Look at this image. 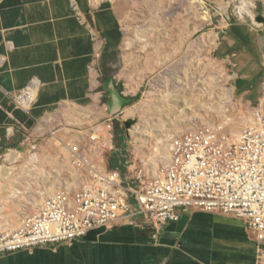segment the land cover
Listing matches in <instances>:
<instances>
[{"label":"crops","instance_id":"obj_1","mask_svg":"<svg viewBox=\"0 0 264 264\" xmlns=\"http://www.w3.org/2000/svg\"><path fill=\"white\" fill-rule=\"evenodd\" d=\"M250 19L254 26L235 21L223 28L216 52L232 65L235 94L253 104L264 95V20L259 24L254 13ZM123 41L112 1L0 0V132L50 133L44 125L64 110L74 123L90 112L122 115L126 107L110 114L119 83L109 77L106 90L100 70ZM30 86L36 99L24 110L14 98ZM140 222L139 228L94 231L70 246L1 257L0 264H264L241 221L186 210L159 235Z\"/></svg>","mask_w":264,"mask_h":264},{"label":"rangeland","instance_id":"obj_2","mask_svg":"<svg viewBox=\"0 0 264 264\" xmlns=\"http://www.w3.org/2000/svg\"><path fill=\"white\" fill-rule=\"evenodd\" d=\"M109 1L120 16L124 41L111 63H102V83L104 76L114 77L122 93L130 98L141 95L114 119L115 132L120 123L127 140L121 149L115 139L116 150L106 157L110 166L117 160L131 179L141 171L156 179L169 167L175 137L206 125L228 134L246 127L252 105L235 94L232 65L217 56L216 47L219 33L231 22L254 26L253 13L259 24L263 22L264 0ZM88 114L74 123L71 114L59 111L44 125L50 133H6L3 142L0 137V226L19 230L25 217L65 184L74 183L63 142L74 139V131L86 133L98 121L106 124L111 119L100 111ZM13 152L41 157L42 169L27 172L26 163L8 162Z\"/></svg>","mask_w":264,"mask_h":264},{"label":"built area","instance_id":"obj_3","mask_svg":"<svg viewBox=\"0 0 264 264\" xmlns=\"http://www.w3.org/2000/svg\"><path fill=\"white\" fill-rule=\"evenodd\" d=\"M35 99L33 86L14 98L24 110ZM251 105L248 124L238 134L206 125L175 137L168 169L152 180L143 171L131 179L125 169L107 162L108 152L116 150V117L106 124L98 121L86 133L74 131L75 138L63 142L74 183L25 217L19 230L0 226V258L70 246L94 231L139 228L142 219L159 235L179 222L183 211L193 210L243 222L262 262L264 95Z\"/></svg>","mask_w":264,"mask_h":264},{"label":"bare ground","instance_id":"obj_4","mask_svg":"<svg viewBox=\"0 0 264 264\" xmlns=\"http://www.w3.org/2000/svg\"><path fill=\"white\" fill-rule=\"evenodd\" d=\"M239 132H237V130L236 129H234V135L235 134H238ZM58 136V135H57ZM55 141H57V139L55 140ZM12 157H11V159L8 161V162H10V163H13V162H24V163H26V171L27 172H34V170H36V168L37 169H42V167L40 166L41 165V157H38V156H36V155H30V156H24V155H22V154H20V153H17V152H13L12 154ZM35 166V167H34ZM36 166H38V167H36ZM32 168H34V169H32ZM41 171H44V170H41ZM3 172L5 173V172H7V173H9V172H13L12 170H7V169H5V170H3ZM14 173V172H13ZM12 173V174H13ZM45 173V172H44ZM46 175H48L47 173H46ZM160 177V175H158L157 176V178H159ZM2 191V193H3V188H2V186L0 185V192ZM41 204V202L40 203H36V205H37V208H40L42 205H40ZM43 204V203H42ZM4 219L3 218H1L0 217V221L2 222Z\"/></svg>","mask_w":264,"mask_h":264},{"label":"trees","instance_id":"obj_5","mask_svg":"<svg viewBox=\"0 0 264 264\" xmlns=\"http://www.w3.org/2000/svg\"><path fill=\"white\" fill-rule=\"evenodd\" d=\"M117 55V54H116ZM104 88L106 87V85L108 84L109 82V76H105L104 80ZM141 98V95H138L137 97L135 98H127L130 103L127 105V106H131L133 105L135 102H138ZM126 106V107H127ZM116 141L118 142V145L119 147L122 149V148H125V142H126V137L124 136V131H121V126H120V123H117V127H116ZM0 137L2 139V142L6 140V133L5 132H0ZM1 144V143H0ZM113 168L117 169L119 168L118 167V161L116 160L114 162V164L112 165Z\"/></svg>","mask_w":264,"mask_h":264},{"label":"water","instance_id":"obj_6","mask_svg":"<svg viewBox=\"0 0 264 264\" xmlns=\"http://www.w3.org/2000/svg\"><path fill=\"white\" fill-rule=\"evenodd\" d=\"M109 83H111V81H109L106 85V90L109 88ZM112 97L113 100L110 103V114L113 116H117L124 110V108L130 103V101L122 94L119 89L112 91Z\"/></svg>","mask_w":264,"mask_h":264}]
</instances>
